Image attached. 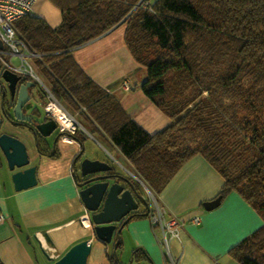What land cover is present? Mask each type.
Here are the masks:
<instances>
[{
	"label": "trees",
	"instance_id": "obj_1",
	"mask_svg": "<svg viewBox=\"0 0 264 264\" xmlns=\"http://www.w3.org/2000/svg\"><path fill=\"white\" fill-rule=\"evenodd\" d=\"M49 2L61 13L58 26L27 14L15 29L40 55L35 63L52 96L95 124L155 194L202 156L223 179L217 197L236 192L263 221L229 255L239 264H264V0ZM117 25L146 69L141 91L170 120L157 133L137 124L72 56Z\"/></svg>",
	"mask_w": 264,
	"mask_h": 264
},
{
	"label": "crops",
	"instance_id": "obj_2",
	"mask_svg": "<svg viewBox=\"0 0 264 264\" xmlns=\"http://www.w3.org/2000/svg\"><path fill=\"white\" fill-rule=\"evenodd\" d=\"M30 14L42 18L51 27L62 21L59 9L49 0H35ZM124 31V25H117L101 37L74 49L72 56L82 71L114 96L137 124L147 133L154 134L170 120L141 91L146 69L133 59L124 42ZM15 59L18 60L12 59V64L18 66L19 60L16 63ZM31 63L33 67L36 65L35 61ZM38 70L41 76L36 75L46 84L42 86L36 81V87L30 91L31 107L24 112L30 114L36 108L43 119L47 116L45 108L49 103L45 89L50 92L51 84L40 68ZM2 84L5 88V83ZM53 99L80 131L75 125L70 131L59 125L51 136L44 141L40 139L37 146L29 128L22 124L13 125L7 117H11L12 112L5 109L10 105L3 101L0 87V135L7 134L23 142L29 165L36 167L37 179L35 186L16 191L12 172L0 149V214L4 219L0 223V264H52L73 245L84 240L92 243L86 264H114V240L105 245L91 235L89 214L73 178V174L79 172L83 156L76 160L82 151L85 153L83 138L92 139L106 156L123 168L124 172L113 167L116 173L133 184L147 204L146 209L139 201L137 213H148L143 186L125 158L95 124L68 104ZM123 185L131 190L128 185ZM222 185L220 174L202 156L196 155L179 168L159 193L149 189L168 215L183 221L178 239L171 243V253L178 264H239L229 255L230 249L262 226L259 214L236 192L230 193L217 208L204 209L203 204L214 200ZM85 215L89 221L82 223ZM193 217H198L199 223H193ZM117 254L118 264H169L155 238L148 215L132 217L128 222L121 232Z\"/></svg>",
	"mask_w": 264,
	"mask_h": 264
},
{
	"label": "water",
	"instance_id": "obj_3",
	"mask_svg": "<svg viewBox=\"0 0 264 264\" xmlns=\"http://www.w3.org/2000/svg\"><path fill=\"white\" fill-rule=\"evenodd\" d=\"M2 47L0 41V48ZM2 83H5V88ZM36 85V81L22 82V76L8 69H2L0 65L2 99L10 105L8 108L11 109L12 118L7 113L5 114L13 125L22 124L29 128L36 138L38 146V141L40 139L44 141L51 136L58 124L48 115L40 119V114L37 112L36 115L33 111L30 114L23 111L25 106L30 103V91ZM0 149L7 161L9 170L12 172L11 179L15 190L20 191L35 186L37 184L36 167L29 165L30 160L23 142L13 136L1 134ZM82 156L83 151L76 162ZM112 172L113 167L109 163L99 159L83 158L79 162V172H75L73 178L79 188V197L89 214L91 235L105 245L111 244L114 240L112 255L114 264H118L117 248L121 242V232L138 210L140 202L144 204L146 209L147 204L127 178ZM123 184L128 185L131 190ZM221 201L222 197H217L205 202L203 207L206 211H211L217 208ZM145 215L148 213L146 212ZM91 245L90 240L81 241L73 245L52 264H86L91 252ZM46 257L50 261L52 260L49 256L46 255Z\"/></svg>",
	"mask_w": 264,
	"mask_h": 264
},
{
	"label": "built area",
	"instance_id": "obj_4",
	"mask_svg": "<svg viewBox=\"0 0 264 264\" xmlns=\"http://www.w3.org/2000/svg\"><path fill=\"white\" fill-rule=\"evenodd\" d=\"M34 2L35 0H0V41L3 45V47L0 48V65L2 69H8L22 77H28L30 80L37 81L42 85L31 63L34 58H40V55H37L28 49L27 44L19 37L15 29V22L31 13ZM6 58H9V60L7 61ZM14 58L19 60L18 66L12 64L11 60ZM125 88L129 89L127 86ZM45 90L47 94L51 96L50 92L47 89ZM52 102L53 101H49V103ZM54 103L57 104L66 115H68L59 103ZM45 109L47 115L55 119L61 125L52 111L47 108ZM74 129L75 128L73 127L72 130ZM64 130L70 131L69 128H64ZM135 178L143 186L144 192L147 193V195L145 194V198L148 203V218L155 238L157 239L167 262H169V264H178L172 256L171 243L173 240L178 239L179 230L183 226V221L179 218L168 215L166 208L152 194L149 188H147L146 185L136 176ZM3 220L4 219L0 214V223H2ZM191 220L195 224L199 223L198 217H193ZM86 221H89L87 216L86 219L83 218L81 220L82 223H85Z\"/></svg>",
	"mask_w": 264,
	"mask_h": 264
},
{
	"label": "rangeland",
	"instance_id": "obj_5",
	"mask_svg": "<svg viewBox=\"0 0 264 264\" xmlns=\"http://www.w3.org/2000/svg\"><path fill=\"white\" fill-rule=\"evenodd\" d=\"M38 58H34L33 61H36ZM16 63H18V60H14ZM39 68H37V65L34 66V70L36 72L37 75H39V77L41 76L40 75V71L38 70ZM42 84H46V81L42 78H40ZM45 94H46V98L48 99L47 100V103L49 101H53V102H56L51 96L47 95L46 91H45ZM74 125L76 126V130L80 131V128L78 125H76L74 123ZM83 138V137H82ZM84 141H83V145H84V148H85V153L83 154V158H97L99 160H106L109 164L112 165V167L115 168V170L117 171H122L124 172L123 168L120 167L119 163L117 161H113V159H111L110 157L106 156V154L103 152V150L99 147L98 144L94 143V141L92 139H90L89 137H84L83 138ZM146 185V184H145ZM147 195V193H145ZM112 252V251H111Z\"/></svg>",
	"mask_w": 264,
	"mask_h": 264
},
{
	"label": "bare ground",
	"instance_id": "obj_6",
	"mask_svg": "<svg viewBox=\"0 0 264 264\" xmlns=\"http://www.w3.org/2000/svg\"><path fill=\"white\" fill-rule=\"evenodd\" d=\"M46 108L52 111V113L57 117L63 128L73 129L74 125L72 123L71 118L66 115L57 104H55L54 102L48 103L46 105Z\"/></svg>",
	"mask_w": 264,
	"mask_h": 264
},
{
	"label": "flooded vegetation",
	"instance_id": "obj_7",
	"mask_svg": "<svg viewBox=\"0 0 264 264\" xmlns=\"http://www.w3.org/2000/svg\"><path fill=\"white\" fill-rule=\"evenodd\" d=\"M8 109H9V108H8ZM11 118H12V117H11ZM54 120H55V119H54ZM55 121H56V120H55ZM56 122H57V121H56ZM57 124H58V127H59L60 124H59L58 122H57ZM58 127H57V129H59ZM57 129H56V130H57ZM56 130H55V131H56ZM112 173H116L115 170H114V168H113V172H112Z\"/></svg>",
	"mask_w": 264,
	"mask_h": 264
}]
</instances>
